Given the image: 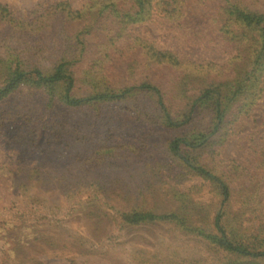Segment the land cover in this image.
<instances>
[{
	"label": "trees",
	"instance_id": "trees-1",
	"mask_svg": "<svg viewBox=\"0 0 264 264\" xmlns=\"http://www.w3.org/2000/svg\"><path fill=\"white\" fill-rule=\"evenodd\" d=\"M37 13L18 17L0 3V103L26 86L43 90L49 108L58 103L94 112L108 106L126 109L159 127L161 141L143 140L139 146L97 142L91 155L78 157V168L108 163L113 155L152 161L150 153L159 146L179 164V176L209 186L217 206L211 211L171 186L169 206L160 210L147 204L152 186L140 177L134 188L121 187L125 198L118 199L124 207L114 201V183L101 186L74 178L78 184L73 186L63 176L53 179L56 174L70 177L68 171L53 170L48 179L53 180L44 184L47 167H56L47 156L69 142L67 125H51L47 143L38 148L30 115L19 119L15 109L0 107V140L16 124L8 147L10 162L14 158L18 165L0 164V175L10 182L0 183V199L19 190L30 207L22 212L0 209V264H79L65 252L73 243L63 244L56 231L61 229L59 213H66L65 219L75 211L121 232L142 226L172 229L195 254L175 252L165 264H264V144L250 143V166L226 164L222 153L234 126L264 95V0H87L81 10L60 1ZM154 15L173 25L192 23L194 37L210 30L233 44L236 53L223 65L196 63L129 36V27ZM48 29H55L59 45L43 41ZM88 37L97 41L95 53ZM122 39L128 42L120 45ZM161 168L159 162L147 163L143 174L160 182ZM46 192L66 200L56 203ZM68 236L79 247L92 249L95 243L77 232ZM29 247H41L43 257Z\"/></svg>",
	"mask_w": 264,
	"mask_h": 264
},
{
	"label": "rangeland",
	"instance_id": "rangeland-1",
	"mask_svg": "<svg viewBox=\"0 0 264 264\" xmlns=\"http://www.w3.org/2000/svg\"><path fill=\"white\" fill-rule=\"evenodd\" d=\"M60 1L69 2L76 10H81L87 2V0H0V3L9 6L18 17H28ZM55 32V29H48L42 34L41 38L48 46H54L55 41L56 44H60V40L57 42L54 36ZM192 34V23L182 26L173 25L157 15H154L148 22L129 27V36L148 40L158 49L176 54L181 60L196 63L211 61L223 65L236 53L233 44L219 38L210 30L198 37ZM87 40L90 49L95 53L96 39L88 37ZM126 42L128 40L122 39L119 44L123 45ZM47 102L48 96L43 90L21 86L0 103V107L15 109L19 113V119L24 114L30 115L31 126L38 130L35 145L38 148L47 143L51 125H67L69 142L67 146H60L56 154L47 156V158H53L56 167L52 165L47 167L48 176L43 178L44 184H48L54 178L61 179V176L64 177L62 180L66 183L72 182L73 186H76L78 181H92L101 186L114 183L117 186L113 189L115 191L114 201L124 207L126 204L118 199L125 198L121 187L126 183L134 188L138 179L146 178L150 179L148 182L152 186L151 193L147 192L145 195V200L150 206H155L160 210L168 208L170 187L177 186L182 192L189 194L194 201L210 206L211 211L216 208L217 201L214 200L215 196L211 193L209 186L202 184L198 178L179 176L183 173L180 170L181 167L166 156L159 146L153 148L151 153L149 152L152 155V161H138L135 157L125 160L113 155L112 158L107 159L108 163L103 161L99 165L89 167V170H80L82 166L78 168V157L86 152H90L91 155V151L97 147V142L128 143L134 146H139L143 140L160 142L161 129L149 124L144 118H138L128 110L115 106H108L94 112L87 108H69L58 103L49 108ZM15 125L10 124L0 140V164L12 169L18 165L12 163L14 158L10 162L13 154L8 147V140L14 132ZM251 142L264 144V95L254 111L234 126L231 136L222 148L226 164L236 162L242 166H250L253 159L249 150ZM157 162L162 166L158 175L160 182L154 177L143 174L147 163L155 165ZM53 170L68 171L71 175L66 178L64 175L56 174L50 181L48 179L53 176ZM74 178L78 181L73 182ZM243 182L246 183V180ZM0 183L5 186L10 185L4 175H0ZM10 193L1 196L0 209L12 207L13 210L21 212L30 209L19 190ZM46 194L48 196L49 192ZM136 197V194H132L134 201ZM49 198L60 204L64 203V199L66 200L62 195L50 194ZM64 215L66 213H59L57 217L61 221L59 223L61 229L56 230L61 235L58 238L63 244L73 243L72 247L65 252L68 256H75L79 264H165V261L169 260L170 255L175 252L181 254L182 257L195 254L193 246L184 242L185 240L177 232L169 228L142 226L121 232L111 223L97 225L94 220L81 218L76 211L71 218L63 219ZM56 231H54L55 234ZM71 232L94 239L92 249L79 247L80 243L76 239L69 238L68 235ZM29 251L33 255L43 257L41 247H29Z\"/></svg>",
	"mask_w": 264,
	"mask_h": 264
}]
</instances>
